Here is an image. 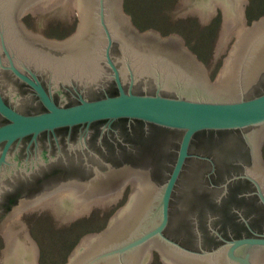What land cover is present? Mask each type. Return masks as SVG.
<instances>
[{
  "label": "water",
  "instance_id": "95a60500",
  "mask_svg": "<svg viewBox=\"0 0 264 264\" xmlns=\"http://www.w3.org/2000/svg\"><path fill=\"white\" fill-rule=\"evenodd\" d=\"M55 0H0V235L35 264L18 214L64 223L123 198L65 264H264V16L243 0H77L63 40L19 18ZM65 4L38 16L60 27ZM40 210V211H41Z\"/></svg>",
  "mask_w": 264,
  "mask_h": 264
},
{
  "label": "rangeland",
  "instance_id": "374dc122",
  "mask_svg": "<svg viewBox=\"0 0 264 264\" xmlns=\"http://www.w3.org/2000/svg\"><path fill=\"white\" fill-rule=\"evenodd\" d=\"M64 1L74 9L75 15L71 21L60 27L61 20L52 17L44 26H35L34 20L38 16L62 5ZM243 2H248L245 4V13L253 21L264 16V0H243ZM24 18L32 32L42 34L48 39H64L75 31L78 23L77 0H55L49 7L30 11ZM49 199L50 197L27 213H19L15 225L7 220L9 228L27 226L26 232L38 245L35 264H65L80 239L100 231L123 204L114 202L105 208L89 211L88 218L64 223V214H55V206L41 210ZM6 239L4 234L0 235V263L7 259V244L10 242ZM157 264H161L159 260Z\"/></svg>",
  "mask_w": 264,
  "mask_h": 264
},
{
  "label": "flooded vegetation",
  "instance_id": "af4514ba",
  "mask_svg": "<svg viewBox=\"0 0 264 264\" xmlns=\"http://www.w3.org/2000/svg\"><path fill=\"white\" fill-rule=\"evenodd\" d=\"M246 3H248V2H246ZM246 3H244V8H245V4H246ZM29 12H30V11L24 13V14L19 18V21L24 25V27H25V29H26L27 31H31V30H30L29 27L27 26L24 17H25L26 14L29 13ZM245 16H246V22H247V24L245 25V27H246L247 25H250V24H251V22L253 21V19H252L247 13H245ZM78 23H79V18H78ZM78 23H77V25H76L75 31L77 30ZM75 31H74L73 33H75ZM31 32H32V31H31ZM32 33H34V32H32ZM73 33H72V34H73ZM34 34H36V33H34ZM72 34H71V35H72ZM39 35H41L43 38H46V37L43 36L42 34H39ZM66 38H67V37H66ZM46 39H48V38H46ZM64 39H65V38H64ZM48 40H63V39H50V38H49ZM131 196H132V183H123V198L117 200L115 203H123L120 207H124L125 205H127L128 202L131 201ZM46 199H48V198H46ZM46 199H43V200H41V201L36 202V203H35V206L40 205L41 202L45 201ZM22 212H25V211L22 210V211H20L19 213H22ZM104 227H105V226H104ZM104 227H103V228H104ZM103 228H101V229H103ZM101 229H100V230H101ZM1 236H2V235H1ZM3 238L5 239V237H3ZM6 240H7V239H6ZM6 244H7V241L5 242V245H6ZM70 254H71V253H70ZM156 256H157L158 260L160 261V263H161V264H164V262H163V260H162V257H161V255H160V252H159L158 249H154L153 259H152V264H157V261H158V260H157Z\"/></svg>",
  "mask_w": 264,
  "mask_h": 264
}]
</instances>
